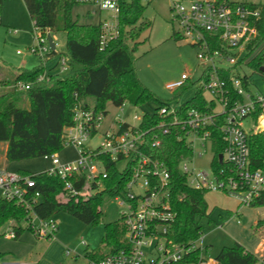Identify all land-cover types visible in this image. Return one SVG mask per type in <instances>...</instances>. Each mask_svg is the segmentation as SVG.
I'll return each mask as SVG.
<instances>
[{
  "label": "built area",
  "instance_id": "built-area-1",
  "mask_svg": "<svg viewBox=\"0 0 264 264\" xmlns=\"http://www.w3.org/2000/svg\"><path fill=\"white\" fill-rule=\"evenodd\" d=\"M68 1L74 5H88L99 13L107 12V17L97 23L100 49L117 36L120 0ZM168 1L171 20L176 25L175 33L198 48L201 70L192 85L202 89L206 97L203 109H182L180 103L162 105L157 112L167 119L157 124L158 131L148 141L147 134L153 128L141 127L142 115H134L136 123L133 124L122 119L105 124L107 108L98 110L93 103L77 101L72 124L64 127L62 132L64 145L71 144L77 157L61 161L56 153L43 156L50 160V166L44 172L62 180L71 195H85L103 188L102 181L107 177L105 157L117 161L119 166L122 163L120 168L130 166L123 189L112 196L122 206L119 217L125 225L127 246L100 259L87 258L85 264H174L190 251L202 249L197 244L200 237L184 244L175 242L170 236L175 213L169 201V169L145 150L147 144L157 147L161 135L175 133L191 148L192 154L179 163L188 186L220 192L234 198L238 206L250 205L264 190V163L261 168H252L249 149V135L264 132V93L249 90L246 76L240 74L241 65L246 63L241 56L257 33L255 22L260 16L259 10L243 2ZM35 30L38 44L30 50L38 55L44 71L34 83L42 84L48 81L50 74L66 73L70 65L66 56L56 50L54 40L55 47L50 48L49 30L46 29L44 34L38 28ZM7 31L17 33L16 29L8 28ZM54 56H58L55 63L58 69L50 72L47 60ZM189 79L187 73H182L178 80L167 83L166 88L171 91L184 88ZM30 86V82L15 84L17 90H27ZM124 103L118 106L120 110ZM246 119L250 121L248 129L244 128ZM96 135L100 136L98 142L90 146L89 141ZM217 135L222 150L216 155L222 165L216 168L212 159ZM207 153L211 156L206 169L190 165L194 158ZM1 200L13 201L25 211L26 217L22 221L36 238L54 237L58 228L54 218H42L35 211L40 192L32 173L0 167ZM16 226L20 225H10L3 235L14 238ZM259 262L264 264V259Z\"/></svg>",
  "mask_w": 264,
  "mask_h": 264
},
{
  "label": "trees",
  "instance_id": "trees-1",
  "mask_svg": "<svg viewBox=\"0 0 264 264\" xmlns=\"http://www.w3.org/2000/svg\"><path fill=\"white\" fill-rule=\"evenodd\" d=\"M226 1L230 4L229 0ZM25 8L35 28L42 34L63 31L66 36V50L61 52L67 58L70 69L64 74H50L48 81L35 84V78L44 71L40 64L32 69L17 68L11 80L0 78V144H5V159L21 161L43 157L57 153L63 146V128L72 124L73 107L77 101L88 102L92 99L94 107L106 110L107 105L115 107L127 102L134 106L153 103L151 111H144L141 127L153 129L150 136L158 131L157 124L167 118L157 110L166 105L150 91L138 78L135 69L134 52L140 34L149 27V21L142 19L144 5L141 0H120L117 36L108 41L100 49L99 24H80L72 19L74 3L68 0H23ZM247 3V2H243ZM260 12L255 22L257 33L246 45V53L254 52L264 41V3H247ZM173 36L180 39L174 32ZM133 44L130 45L129 42ZM253 70L264 73L260 67L264 65V45L260 46L247 62ZM4 62L0 59V74ZM21 81L30 82L27 90H17L15 84ZM192 86L185 85L184 89ZM24 95L28 108L19 107L18 103ZM206 97L198 88L194 94L180 103L182 109L204 107ZM160 144L145 150L154 158L163 161L170 173L169 201L175 213L171 226V237L175 242L187 244L201 235L200 218L209 216L204 190L194 189L186 183V177L179 169L183 158L192 154L191 148L184 139L175 133L161 135ZM213 167L222 164L217 153L222 150V142L218 135L213 145ZM250 163L252 168H261L264 163V132L249 135ZM107 177L103 179V188L85 195H71L64 188V182L46 172L32 173L36 188L40 192V200L35 211L42 218L53 217L57 212H66L86 224L98 222L100 205L104 196H113L123 189L130 174V166L120 168L117 161L104 158ZM26 172V171H21ZM28 173V172H27ZM250 206H264V190ZM230 211L219 214L226 220ZM25 211L10 200L0 201V227L8 220L21 222L25 219ZM264 218L257 225H263ZM23 230L15 227V237ZM125 225L118 217L115 221L104 224V233L100 247L87 251V258L100 259L127 246L124 236ZM14 237V238H15ZM203 250L196 248L187 253L181 261L174 264L201 263L205 261ZM216 264H255L258 257L246 250L240 243L223 246L215 255Z\"/></svg>",
  "mask_w": 264,
  "mask_h": 264
},
{
  "label": "rangeland",
  "instance_id": "rangeland-1",
  "mask_svg": "<svg viewBox=\"0 0 264 264\" xmlns=\"http://www.w3.org/2000/svg\"><path fill=\"white\" fill-rule=\"evenodd\" d=\"M229 1L264 3V0ZM141 2L144 5L142 19L149 21V27L137 39L134 52L137 76L157 97L166 100L170 105H176L189 99L196 87L192 85L187 89L178 88L171 91L166 88V84L178 80L182 73H187L190 77L185 85L197 80L201 70L197 57L198 48L184 38L176 39L173 36L176 25L171 20L168 0ZM71 14L72 19L80 24L95 25L100 19L107 17L106 11L99 13L88 5H74ZM0 18V59L4 62L0 78L11 80L17 68L32 69L39 64L38 55L30 50L32 46L38 44V39L23 0H1ZM8 28L16 29L17 33L8 32ZM48 34L57 44V51L66 50V36L63 31ZM129 43L133 44L131 41ZM263 45L264 41L260 46ZM259 47L250 54L246 52L242 54L241 58H244L246 63L241 65L240 74L246 76L249 90L264 93V76L247 65L248 60L256 54ZM16 50H20V53H16ZM57 60L58 56L48 59V67H52ZM21 97L18 106L28 108L24 95L22 94ZM88 102L92 104V99H88ZM153 108V103L142 106L124 103L122 110L109 104L105 124L116 119L133 124L136 123L134 115L140 116L144 111H151ZM244 128H250L248 119L244 120ZM99 137V135L93 137L89 145L96 144ZM4 152L5 144L1 143L0 167L7 170L38 173L50 166V160L45 157L9 162L5 159ZM56 155L61 161H70L77 157L74 147L68 143ZM210 156V153H207L201 158L196 157L190 165L206 169ZM204 198L208 205L209 216L201 217L199 220L202 228L201 239L197 244L202 247L205 261L197 264H216L214 258L220 248L233 245L236 241L247 248H254L259 242L264 244V224L257 225L258 220L264 218V206H238L234 198L213 191L205 192ZM236 207H238L237 214ZM100 209L99 220L94 224H86L63 211L57 212L53 218L58 228L54 237L50 239L36 238L27 228L25 221L20 223L13 220L6 221L0 227V264L6 263L9 259L24 261L27 262L26 264L33 262V264H83L85 253L100 247L104 224L115 221L120 216L122 206L115 197L104 196ZM229 210L232 212L226 220L219 217V214ZM10 225H20L23 228L22 233L16 238L5 237L3 233ZM262 258L264 259V255ZM255 264H260L259 259Z\"/></svg>",
  "mask_w": 264,
  "mask_h": 264
},
{
  "label": "crops",
  "instance_id": "crops-1",
  "mask_svg": "<svg viewBox=\"0 0 264 264\" xmlns=\"http://www.w3.org/2000/svg\"><path fill=\"white\" fill-rule=\"evenodd\" d=\"M47 66H48V64H47ZM55 67V64L52 66V67H48V69L50 70V72H53V71H55L54 68ZM52 69V70H51ZM236 211V214L238 213V207H236V209H235ZM230 211V210H229ZM230 212H232V211H230ZM23 231V230H22ZM22 231L20 232V234L22 233ZM19 234V235H20ZM18 235V236H19ZM17 236V237H18ZM16 238V237H15ZM237 242V241H236ZM238 243H240V242H238ZM241 244V243H240ZM246 250H248V251H250V252H252V253H254L257 257H258V259L260 260L261 258H262V256L264 255V244L262 243V242H259L254 248H247L246 246H244L243 244H241ZM35 246V245H34ZM86 261H87V257L85 256L84 257V259H83V264H85L86 263ZM27 262H24V261H21V262H18V261H15V260H12V259H9L6 263H4V264H26ZM34 263V262H33ZM32 263V264H33ZM201 263H203V262H201Z\"/></svg>",
  "mask_w": 264,
  "mask_h": 264
},
{
  "label": "water",
  "instance_id": "water-1",
  "mask_svg": "<svg viewBox=\"0 0 264 264\" xmlns=\"http://www.w3.org/2000/svg\"><path fill=\"white\" fill-rule=\"evenodd\" d=\"M47 39H48L50 48L53 49L55 47V45H54L53 39L50 36V34L47 35ZM260 70L264 73V65H262L260 67ZM219 160H221V155H219Z\"/></svg>",
  "mask_w": 264,
  "mask_h": 264
}]
</instances>
